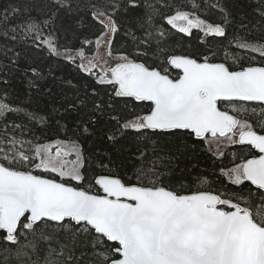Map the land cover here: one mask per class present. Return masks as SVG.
<instances>
[{"label": "snow or ice", "instance_id": "6c2138e0", "mask_svg": "<svg viewBox=\"0 0 264 264\" xmlns=\"http://www.w3.org/2000/svg\"><path fill=\"white\" fill-rule=\"evenodd\" d=\"M254 2L256 19L244 0L0 11L4 36L49 54L0 63V264H264V66L218 60L209 41L235 25L228 47L264 60V0ZM84 9L104 29L94 42L80 39ZM101 42L105 55L89 58L85 45ZM225 142L249 151L198 171L193 161L224 158Z\"/></svg>", "mask_w": 264, "mask_h": 264}, {"label": "trees", "instance_id": "16d2710c", "mask_svg": "<svg viewBox=\"0 0 264 264\" xmlns=\"http://www.w3.org/2000/svg\"><path fill=\"white\" fill-rule=\"evenodd\" d=\"M20 2V0H0V11H2L4 8L8 7L9 4H16ZM244 6L245 9L249 15L250 19H256V14L254 12V9L256 7V4L254 0H244ZM207 15V13H205ZM83 35H81L80 39L83 40L85 37L89 40H92L93 42L96 40V36L99 35L104 31L102 24L94 19L91 18V16L88 14L87 9L83 10ZM218 19V17H217ZM238 19V18H237ZM235 25L232 28L228 29V34L226 37H209V41L211 44L214 45L215 49H220L218 60H223L225 53H227L228 56L235 55L237 57L241 58V63H243L244 66H248L249 63H251L252 58H255V61L257 62V66H264V60L260 57L259 54L253 53L251 51H244L240 49H235L233 51L232 48L228 47V42L233 40V31H234ZM261 33V29L257 27L254 30V35L259 36ZM194 34H196V30H194ZM181 36L183 34H180ZM238 35L243 36L244 33L240 32ZM71 39V38H70ZM75 42V41H73ZM191 42V41H189ZM124 43V40L122 39V32L118 33L115 36L113 48L114 50H119L121 45ZM235 41H233V44ZM102 45V46H101ZM101 45H96L95 43L91 45H85L86 49V55L88 57H92L93 53H98L99 48L102 47V50L105 51V48L103 46V43L101 42ZM223 46V47H222ZM11 50V51H8ZM21 52L22 55L28 56L30 59H36L40 61L41 63H47L49 54L46 52V50H32L31 42H26V38H21L13 41L10 36H4L2 34V29H0V63H7L9 59L13 58L14 52ZM56 58H53L55 60ZM67 64V62H64ZM229 63L231 61L229 60ZM71 72H75V66H70ZM65 71H69V69H65ZM81 76L85 75L84 73H80ZM26 81L21 77L19 73H16L11 78V85L12 87L9 89V92L12 93V99L17 100V102L23 101L25 99L26 95V88H25ZM2 86V85H0ZM103 87V86H102ZM251 107L257 108V113H259V106L257 104H252ZM15 114H13L14 116ZM13 116H10L9 119H12ZM19 122V121H17ZM37 135H39V131H37ZM46 135H51L53 138H56L55 132L47 133ZM61 136H63V133H61ZM44 142H47L46 140ZM87 147V146H86ZM206 147V146H205ZM225 153V157L220 159L217 156H214L211 152L204 151L202 152L196 161H193V163L198 164V171H204V172H211L214 167L218 168L222 167L224 165L231 166V161L235 159L234 154H240L244 153L247 154L249 151L248 146H239L237 145H226L223 149ZM187 163L186 161L180 162V166L183 167L184 164ZM235 187V186H233ZM245 188L249 187V185L246 183L244 185Z\"/></svg>", "mask_w": 264, "mask_h": 264}, {"label": "rangeland", "instance_id": "374dc122", "mask_svg": "<svg viewBox=\"0 0 264 264\" xmlns=\"http://www.w3.org/2000/svg\"><path fill=\"white\" fill-rule=\"evenodd\" d=\"M101 46H102V45H101ZM98 55H100V56H104V55H105V51L102 50V47L99 48V50H98ZM89 58H91V57H89ZM226 145H227V142H225L224 145L222 146V150L225 148Z\"/></svg>", "mask_w": 264, "mask_h": 264}, {"label": "water", "instance_id": "95a60500", "mask_svg": "<svg viewBox=\"0 0 264 264\" xmlns=\"http://www.w3.org/2000/svg\"><path fill=\"white\" fill-rule=\"evenodd\" d=\"M241 146H246V145H241Z\"/></svg>", "mask_w": 264, "mask_h": 264}]
</instances>
